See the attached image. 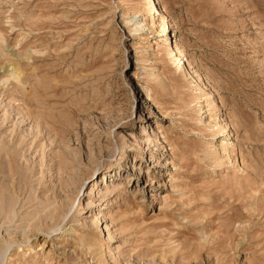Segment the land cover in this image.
Listing matches in <instances>:
<instances>
[{"label":"rangeland","instance_id":"obj_1","mask_svg":"<svg viewBox=\"0 0 264 264\" xmlns=\"http://www.w3.org/2000/svg\"><path fill=\"white\" fill-rule=\"evenodd\" d=\"M0 264H264V0H0Z\"/></svg>","mask_w":264,"mask_h":264},{"label":"bare ground","instance_id":"obj_2","mask_svg":"<svg viewBox=\"0 0 264 264\" xmlns=\"http://www.w3.org/2000/svg\"><path fill=\"white\" fill-rule=\"evenodd\" d=\"M159 13V12H158ZM136 23V22H135ZM135 25H137V24H135ZM138 27H139V25H138ZM141 29V28H140ZM66 191V190H65Z\"/></svg>","mask_w":264,"mask_h":264}]
</instances>
